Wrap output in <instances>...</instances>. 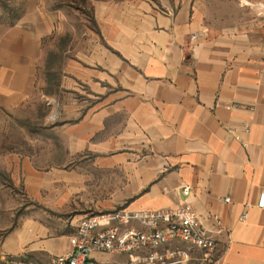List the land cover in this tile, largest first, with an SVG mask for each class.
Here are the masks:
<instances>
[{"label":"crops","instance_id":"1","mask_svg":"<svg viewBox=\"0 0 264 264\" xmlns=\"http://www.w3.org/2000/svg\"><path fill=\"white\" fill-rule=\"evenodd\" d=\"M48 3L24 0L16 22L2 26L0 106L23 98L4 89L8 81L32 92L53 29ZM93 6L98 40L71 66L76 98L70 122L60 124L71 158L93 155L86 176L71 168L72 191L87 182L99 213L187 203L216 244L196 264H264V0ZM20 229L0 248V264H55L71 249L47 237L46 225Z\"/></svg>","mask_w":264,"mask_h":264},{"label":"rangeland","instance_id":"2","mask_svg":"<svg viewBox=\"0 0 264 264\" xmlns=\"http://www.w3.org/2000/svg\"><path fill=\"white\" fill-rule=\"evenodd\" d=\"M93 1L48 0L45 8L54 20L53 29L43 42L44 59L36 65L32 92L28 84L4 85L6 91L14 90L12 98L19 90L23 98L0 106V248L29 224L46 225L47 237L68 241L81 219L99 213L90 208L87 182L79 193L71 188V168L78 166L86 176L92 172L88 160L93 155L84 152L71 158L64 145L69 133L60 126L70 122L76 98L71 66L98 40ZM26 8L24 0H0V31L13 25ZM79 95L80 101L85 95ZM94 256L105 259L96 264L125 261V257ZM205 257L204 250L192 251L194 264Z\"/></svg>","mask_w":264,"mask_h":264},{"label":"built area","instance_id":"3","mask_svg":"<svg viewBox=\"0 0 264 264\" xmlns=\"http://www.w3.org/2000/svg\"><path fill=\"white\" fill-rule=\"evenodd\" d=\"M190 192V187H183L186 198ZM259 206H264V192ZM247 218L248 212L240 221ZM69 241V253L57 256L55 264H94L99 261L94 255L125 257L123 262L112 261L114 264H190L194 249L212 253L216 247L212 235L187 203L172 209L118 208L86 216ZM175 243L189 246H173ZM14 264L35 263L16 261Z\"/></svg>","mask_w":264,"mask_h":264},{"label":"trees","instance_id":"4","mask_svg":"<svg viewBox=\"0 0 264 264\" xmlns=\"http://www.w3.org/2000/svg\"><path fill=\"white\" fill-rule=\"evenodd\" d=\"M94 264H96V263H94Z\"/></svg>","mask_w":264,"mask_h":264}]
</instances>
